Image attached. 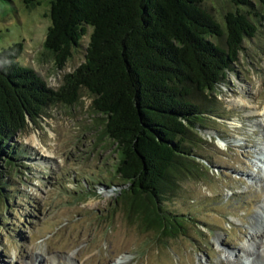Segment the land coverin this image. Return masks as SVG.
<instances>
[{
	"label": "rangeland",
	"instance_id": "374dc122",
	"mask_svg": "<svg viewBox=\"0 0 264 264\" xmlns=\"http://www.w3.org/2000/svg\"><path fill=\"white\" fill-rule=\"evenodd\" d=\"M250 15L255 37L226 83L212 96L215 114L195 149L202 175L178 182L161 206L186 220L176 237L146 230L117 202L119 151L104 137L87 92L79 103L47 108L15 141L29 150L23 174H12L10 206L0 214V264H264V6ZM225 26L235 0H201ZM51 0L27 8L0 0V51L24 42L21 64L58 88L85 61L87 36L63 70L44 49ZM259 254V251H262Z\"/></svg>",
	"mask_w": 264,
	"mask_h": 264
},
{
	"label": "trees",
	"instance_id": "16d2710c",
	"mask_svg": "<svg viewBox=\"0 0 264 264\" xmlns=\"http://www.w3.org/2000/svg\"><path fill=\"white\" fill-rule=\"evenodd\" d=\"M264 6V0H259ZM27 8L41 0H23ZM225 26L201 0H51L44 49L63 70L87 36L85 61L50 87L20 62L24 42L0 51V207L10 206L11 175L23 174L30 152L15 141L47 108L73 106L83 92L117 144L114 176L128 188L117 202L146 230L176 237L186 220L161 206L179 181L202 175L196 146L215 114L212 96L226 83L255 37L250 0H235ZM260 18H264L263 15ZM8 217L0 214V229Z\"/></svg>",
	"mask_w": 264,
	"mask_h": 264
},
{
	"label": "bare ground",
	"instance_id": "6f19581e",
	"mask_svg": "<svg viewBox=\"0 0 264 264\" xmlns=\"http://www.w3.org/2000/svg\"><path fill=\"white\" fill-rule=\"evenodd\" d=\"M258 253H259V254H262V253H263V250H262V251H259Z\"/></svg>",
	"mask_w": 264,
	"mask_h": 264
}]
</instances>
